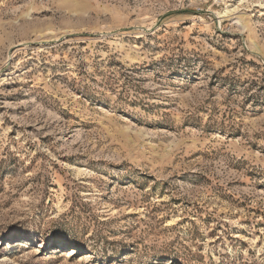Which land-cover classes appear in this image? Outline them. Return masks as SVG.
<instances>
[{"label": "rangeland", "instance_id": "rangeland-1", "mask_svg": "<svg viewBox=\"0 0 264 264\" xmlns=\"http://www.w3.org/2000/svg\"><path fill=\"white\" fill-rule=\"evenodd\" d=\"M0 264H264V0H0Z\"/></svg>", "mask_w": 264, "mask_h": 264}, {"label": "bare ground", "instance_id": "bare-ground-1", "mask_svg": "<svg viewBox=\"0 0 264 264\" xmlns=\"http://www.w3.org/2000/svg\"><path fill=\"white\" fill-rule=\"evenodd\" d=\"M222 14H223V16L229 14V10H228V9L225 10L224 12H222ZM220 16H221V15H220Z\"/></svg>", "mask_w": 264, "mask_h": 264}]
</instances>
